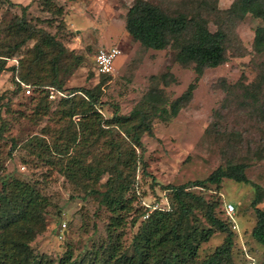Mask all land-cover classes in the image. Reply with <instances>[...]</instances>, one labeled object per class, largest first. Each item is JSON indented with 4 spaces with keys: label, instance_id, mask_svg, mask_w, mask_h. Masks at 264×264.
I'll return each instance as SVG.
<instances>
[{
    "label": "rangeland",
    "instance_id": "obj_1",
    "mask_svg": "<svg viewBox=\"0 0 264 264\" xmlns=\"http://www.w3.org/2000/svg\"><path fill=\"white\" fill-rule=\"evenodd\" d=\"M134 1L11 0L28 6L31 24L46 29L71 52L61 65L60 92L44 86L50 82L52 55L41 62L42 69L30 68L29 52L36 40L7 57L20 41L11 26L22 11L0 0V55L7 60L0 75V192L3 180L19 179L34 184L47 199L46 209L34 225L30 248L35 255L53 259L54 264L61 259L66 264L70 260L89 264L87 258L93 255L103 264L101 254L109 245L107 230L114 217L98 193H88L83 184L72 183L47 161L48 154L39 155L38 140L51 145L59 132H80L83 118L67 116L72 104L66 100L75 99L76 112L82 110L78 105L83 93L74 90H95L100 97L96 109L103 121L94 122V135L91 129L87 132L89 146L93 143L89 162L111 166L118 162V148L123 151L132 145L125 134L130 128L115 121L117 109L119 116H129L155 88L172 103L195 84L191 100L179 114L169 122L153 119L154 137L143 134V149L136 148L142 161L129 173L132 185L127 197L132 200V211L126 216L120 241L128 251L134 235L154 211L173 210L172 193L164 186L202 181L229 162H244L251 182L264 188V88L258 104L244 98L245 91L264 77V53L254 47L256 30L264 22L251 14L240 20L227 13L236 0H147L170 14L200 12L211 32L226 34L229 61L197 77L194 65L185 67L177 61V49L172 45L163 51L146 50L127 33L126 17ZM113 47L121 51L114 72L101 76L96 72V54ZM77 57L80 63H76ZM110 177L108 173L101 177L100 192L106 190ZM191 191L217 205L220 218H224V205L235 206L239 229L232 251L234 264H264L263 247L252 237L254 187L226 179L220 187L206 185ZM258 207L264 209V202ZM195 214L199 225L207 228L203 210L197 209ZM136 218L140 219L133 224ZM224 239V234L215 233L202 243L198 262L211 256Z\"/></svg>",
    "mask_w": 264,
    "mask_h": 264
},
{
    "label": "trees",
    "instance_id": "obj_2",
    "mask_svg": "<svg viewBox=\"0 0 264 264\" xmlns=\"http://www.w3.org/2000/svg\"><path fill=\"white\" fill-rule=\"evenodd\" d=\"M6 1L14 7H20L22 11L16 25L11 26L12 34L20 41L14 44L7 57H13L28 41L36 40L34 49L29 52V55L32 53L30 68L35 66L42 69L41 62L52 55L49 60L51 69L48 72L51 75L50 82L44 86L61 92V65L64 60L70 58L71 52L46 29L31 24L28 20V6L15 4L11 0ZM45 2L49 6L52 5L51 1ZM226 12L240 20L251 14L264 22V0H236ZM59 13L61 14L60 10ZM126 31L146 50L163 51L172 45L177 49V61L185 67L194 65L197 77L202 76L206 69L218 68L229 61L226 34L222 30L211 32L206 18L200 12L192 15L181 12L170 14L147 0H135L126 17ZM254 47L258 53H264V27L256 30ZM2 57L4 56L0 55V75L6 70L7 64V60ZM80 61L81 58L77 57L76 63ZM263 88L264 77H261L251 90L245 91L244 98L258 104V96ZM194 89L195 84H191L188 90L172 103L162 90L151 89L144 96L140 106L129 116H119L117 109L115 121L130 128L125 134L130 138L132 145L123 151L118 148V162L111 166H106L103 162H89L93 143L89 146L88 129H91V135H94V122L100 124L103 121L96 109L101 103L95 90H74L76 93H83L84 97L78 105L82 109L79 113L73 106L76 100H66L72 104L67 116L73 118L80 115L83 118V122L79 124L80 132H59L58 139L51 145L43 139H37L40 156L48 154L47 161L58 167L72 183L83 184L88 193H98L102 204L114 215L107 230L109 245L101 254L103 264H234L232 251L237 232L226 214V206L229 203L224 205V218H220L217 215V205L208 204L204 198L191 191L193 187L206 185L220 187L226 179L254 187L255 198L251 207L255 213L256 224L252 237L264 250V209L258 207L264 202V188L251 182L247 176L248 165L244 162H229L202 181L188 182L180 186H164V190L172 193L173 210L154 211L134 235L131 251L123 248L120 242L124 236L126 216L132 211V200L127 197L132 185L129 173L135 171L138 162L142 161V157L136 152V148L143 149L141 137L143 134L154 137L153 119L171 121L191 100ZM229 91L230 87L227 89L228 93ZM106 173L111 177L106 184V190L100 192L97 187ZM46 206L47 199L34 184L19 179L2 181L0 264H54L53 259L35 255L30 248V241L35 233L34 225L41 218V211L46 209ZM197 209L203 210L207 228L203 223L199 225L195 216ZM139 219L133 220V224ZM215 233L225 235L224 243L216 248L211 256L198 262L201 244L209 241ZM95 256L87 258V262L98 264ZM57 264H66V261L61 259ZM67 264L76 262L70 260Z\"/></svg>",
    "mask_w": 264,
    "mask_h": 264
},
{
    "label": "built area",
    "instance_id": "obj_3",
    "mask_svg": "<svg viewBox=\"0 0 264 264\" xmlns=\"http://www.w3.org/2000/svg\"><path fill=\"white\" fill-rule=\"evenodd\" d=\"M120 54L121 51L117 47L99 50L95 57L97 74L111 75L114 72L116 59ZM28 93H30V90L28 91ZM236 212V208L232 203L227 204L226 214L231 219L232 227L234 230L239 229V225L236 219Z\"/></svg>",
    "mask_w": 264,
    "mask_h": 264
}]
</instances>
